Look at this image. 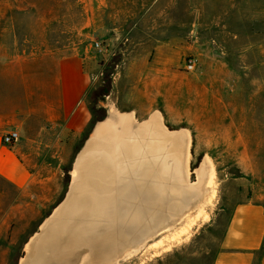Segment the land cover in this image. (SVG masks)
Listing matches in <instances>:
<instances>
[{
    "label": "rangeland",
    "instance_id": "rangeland-1",
    "mask_svg": "<svg viewBox=\"0 0 264 264\" xmlns=\"http://www.w3.org/2000/svg\"><path fill=\"white\" fill-rule=\"evenodd\" d=\"M129 1L0 0V15L11 17L0 28L21 33L0 36V45L13 55L21 42L28 64L78 52L91 77L90 106L103 108L106 119L112 109L131 115L135 132L153 115L166 135L186 131L184 164L151 154L136 156L135 165L154 167L106 168V183H122L115 193L127 197L107 190L96 197L101 213L86 216L63 212L77 189L98 194L83 191L73 175L81 143L67 152L59 181L19 195L0 179V264L28 259L45 225L61 218L68 238L53 243L56 256L45 255L54 263L211 264L234 207L264 196V0H169L155 7L164 17L154 23L137 22L142 8ZM96 23L104 36L93 33ZM94 42L107 52L98 53ZM189 59L196 61L193 72L185 69ZM110 83L109 95L96 101Z\"/></svg>",
    "mask_w": 264,
    "mask_h": 264
},
{
    "label": "crops",
    "instance_id": "crops-1",
    "mask_svg": "<svg viewBox=\"0 0 264 264\" xmlns=\"http://www.w3.org/2000/svg\"><path fill=\"white\" fill-rule=\"evenodd\" d=\"M168 1L130 0L125 4L142 8L137 22L154 23L164 17L155 15V7L168 6ZM10 21V16L0 15V23ZM92 31L104 36L97 23ZM5 35L21 38L19 32L0 28V36ZM13 50V55L7 54L8 47L0 45L3 52L0 53V179L19 195L31 193L39 185L59 181L64 174L62 168L67 152L74 151L79 143L83 152L73 175H78L80 184L98 189V194L84 193L83 196L99 198L108 195L103 193L108 190L112 191L109 193L112 197H127L115 193L117 188L122 189V183L115 180L106 183V179L93 183L90 177L101 168L106 175V168L133 164L154 167L149 162L135 165L138 155L144 160L151 154L156 155L158 159L170 160V165L176 164L172 159H178L183 164L182 153L184 149L188 152L190 144L187 132L166 135L156 115L135 132L131 115L112 109L110 117L98 122L85 137L92 120L88 98L91 77L84 70L86 59L78 52L63 57L48 55L47 63L28 64V53L23 52L21 42H15ZM42 57L41 54L38 58ZM114 89L118 95L116 86ZM134 110L136 114L139 112L137 108ZM144 116L142 118L150 115ZM13 132L17 134L14 144H2V137ZM163 142L169 144L168 147L165 148ZM124 156L128 157L129 164L121 162ZM71 158L73 160L74 156ZM153 183L152 180L148 192L154 190ZM211 264H264V196L248 198L234 207Z\"/></svg>",
    "mask_w": 264,
    "mask_h": 264
},
{
    "label": "bare ground",
    "instance_id": "bare-ground-1",
    "mask_svg": "<svg viewBox=\"0 0 264 264\" xmlns=\"http://www.w3.org/2000/svg\"><path fill=\"white\" fill-rule=\"evenodd\" d=\"M171 134H169L168 136H170ZM83 151H81L80 152V154L78 155V157H77V160H76V163H77V161H78V159H79V157H80V155H81V153H82ZM76 163H75V165H74V170H75V166H76ZM184 164V163H183ZM106 172V171H105ZM73 173H74V171H73ZM109 177V175H105V173H104V171L102 170V168H101V171H97V172H92V174H91V177H90V179H91V182H93V183H98V181L99 180H101V181H103V180H105L106 178H108ZM213 177V176H212ZM213 179V178H212ZM209 183V182H208ZM81 186V188L83 189V191H85L87 188H88V186H86V184H84L83 185V183L80 185ZM79 186V187H80ZM99 185H97V187H98ZM82 191V190H81ZM79 192H80V190L79 189H77L76 190V193L74 194H70V200H69V203H68V205H67V207L63 210V212L65 213H69V212H71V213H73V209L74 210H76V209H78V212L79 213H81V215H84V216H86V215H90V214H100L101 213V211H100V201H99V199L98 198H93V197H88V196H83V195H80L79 194ZM212 192V191H211ZM214 191H213V193L211 194V198L212 197H214ZM87 195V194H86ZM112 204V205H111ZM111 207L112 208H114L115 207V204L114 203H110L108 206H107V208L110 210L111 209ZM96 209H98V211L96 210ZM114 209H116V208H114ZM113 209V213L115 214H117V211L116 210H114ZM108 210V211H109ZM111 211V210H110ZM77 212V211H76ZM203 212V211H202ZM201 212V213H202ZM65 213V215H67ZM200 213V212H199ZM59 214V213H58ZM145 214V213H144ZM79 215V214H78ZM197 215H199L198 214V212H197ZM196 215V217H198L199 218V216H197ZM59 216V215H58ZM96 216V215H95ZM94 216V217H95ZM63 217V216H62ZM65 217H68V216H65ZM72 217H76V216H72ZM80 217V216H79ZM96 217H98V216H96ZM195 217V218H196ZM208 217V216H207ZM207 217H206V219H207ZM82 218V217H81ZM197 218V219H198ZM62 220L64 219V218H61ZM189 219H192V218H189ZM62 220H60V219H56L53 223H51L50 225H45V227H44V229H43V234L41 233V236H39V238L35 241V237L33 238V240H30V244L28 245V248H30L31 247V245H32V243L34 242L35 243V245H34V243H33V245H34V247H32L33 249L32 250H30V254H29V256H28V259H26V260H21V262H20V264H60V263H54L51 259H49L48 257L51 255V256H53V255H55L56 256V254H57V252H59V251H57L56 252V247L55 246H53L54 244H55V242L56 241H65V240H67V238H68V235H67V233H66V231L65 230H63V228L64 227H62ZM68 220H69V218H68ZM71 220V219H70ZM78 220V219H77ZM91 220H92V218H91ZM95 219H93L92 221H94ZM66 221V220H65ZM191 221V220H190ZM190 221L188 220V222L190 223ZM197 220H195V222H196ZM51 222V221H50ZM72 222V221H71ZM193 223V222H192ZM46 224H49V223H46ZM65 224V223H64ZM89 224V223H88ZM188 224V223H187ZM187 224H185V226L187 225ZM191 224V223H190ZM69 225V224H68ZM70 226V225H69ZM74 227V226H73ZM77 227V226H76ZM67 228V227H66ZM65 228V229H66ZM189 228V227H188ZM78 229H80V228H78ZM75 230V229H74ZM77 230V229H76ZM83 231V230H82ZM181 231H182V229L180 230V233H181ZM184 231V230H183ZM76 232V231H75ZM81 232V231H80ZM185 232V231H184ZM183 232V233H184ZM79 233V232H78ZM81 233H83V232H81ZM174 234V233H173ZM172 234V235H173ZM177 235H178V233H176ZM177 235H175V236H177ZM180 235V234H179ZM36 237H37V235H36ZM89 237V236H88ZM178 237V236H177ZM90 238V237H89ZM94 238V237H93ZM92 238V239H93ZM172 238V237H171ZM92 239H90V240H92ZM88 240V239H87ZM95 240V239H94ZM93 241V240H92ZM183 241V240H182ZM75 242V241H74ZM73 242V243H74ZM84 242H86L85 240H84ZM83 242V243H84ZM94 242V241H93ZM54 243V244H53ZM63 243H65V242H63ZM80 243V242H79ZM180 243H181V241H180ZM62 244V243H61ZM32 245V246H33ZM60 245V244H59ZM73 245V244H72ZM80 245H82V244H80ZM76 246H78V244L76 245ZM83 246V245H82ZM96 246V245H95ZM66 247V246H65ZM73 247V246H72ZM60 248V247H59ZM58 248V249H59ZM100 249V248H99ZM126 249H128V248H126ZM55 250V251H54ZM125 250V249H124ZM123 250V251H124ZM45 251L47 252L46 254H45ZM99 251V250H98ZM101 251V250H100ZM97 252V251H96ZM95 252V253H96ZM122 252V251H121ZM48 253H49V255H48ZM94 254V253H93ZM120 254V253H119ZM119 254H117V255H119ZM45 255H48V257L47 256H45ZM116 255V256H117ZM115 256V257H116ZM114 257V258H115ZM60 259V258H59ZM112 260V259H111ZM110 260V261H111ZM72 261V260H71ZM70 261V262H71ZM32 262V263H31ZM70 262H68V264L70 263ZM109 262V261H108Z\"/></svg>",
    "mask_w": 264,
    "mask_h": 264
},
{
    "label": "trees",
    "instance_id": "trees-1",
    "mask_svg": "<svg viewBox=\"0 0 264 264\" xmlns=\"http://www.w3.org/2000/svg\"><path fill=\"white\" fill-rule=\"evenodd\" d=\"M110 91H111V83L108 84L107 86H105L104 88L100 89V91L98 93L94 94L95 100L98 101V99H102V101H103L104 97L108 96ZM96 101L94 102V105L98 104V102H96ZM90 108H91L92 120H91L89 128L87 129V131L85 133V137L93 130L94 126L98 122L104 121L107 117V113L103 108H96L95 106L93 108L90 106ZM68 172L69 171H66V175H65L66 183L69 182Z\"/></svg>",
    "mask_w": 264,
    "mask_h": 264
},
{
    "label": "built area",
    "instance_id": "built-area-1",
    "mask_svg": "<svg viewBox=\"0 0 264 264\" xmlns=\"http://www.w3.org/2000/svg\"><path fill=\"white\" fill-rule=\"evenodd\" d=\"M94 49L98 53L107 52V48L104 46L102 42H94ZM196 61L193 59H189L185 63V69L187 72H193L196 69ZM17 138V134L15 132L6 134L2 137V144L5 146H12Z\"/></svg>",
    "mask_w": 264,
    "mask_h": 264
}]
</instances>
